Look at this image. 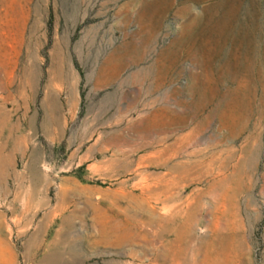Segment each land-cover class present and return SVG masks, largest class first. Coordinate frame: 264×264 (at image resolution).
Wrapping results in <instances>:
<instances>
[{"label": "rangeland", "instance_id": "obj_1", "mask_svg": "<svg viewBox=\"0 0 264 264\" xmlns=\"http://www.w3.org/2000/svg\"><path fill=\"white\" fill-rule=\"evenodd\" d=\"M0 264H264V0H0Z\"/></svg>", "mask_w": 264, "mask_h": 264}]
</instances>
